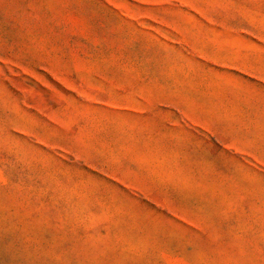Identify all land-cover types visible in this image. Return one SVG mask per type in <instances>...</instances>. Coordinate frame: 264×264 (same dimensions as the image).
Masks as SVG:
<instances>
[{
    "label": "rangeland",
    "instance_id": "374dc122",
    "mask_svg": "<svg viewBox=\"0 0 264 264\" xmlns=\"http://www.w3.org/2000/svg\"><path fill=\"white\" fill-rule=\"evenodd\" d=\"M0 264H264V0H0Z\"/></svg>",
    "mask_w": 264,
    "mask_h": 264
}]
</instances>
